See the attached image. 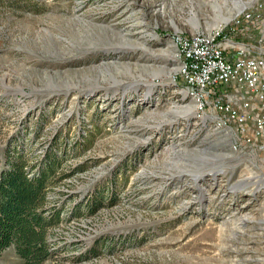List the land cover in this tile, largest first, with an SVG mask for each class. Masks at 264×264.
<instances>
[{"label": "rangeland", "instance_id": "1", "mask_svg": "<svg viewBox=\"0 0 264 264\" xmlns=\"http://www.w3.org/2000/svg\"><path fill=\"white\" fill-rule=\"evenodd\" d=\"M247 6L257 0H0V169L7 148L31 173L55 166L46 206L60 217L41 264H264V130L263 150L244 143L178 80L177 37L225 36ZM259 31L242 37L264 57ZM221 92L234 107L250 98L251 135L255 96ZM22 262L14 244L0 253Z\"/></svg>", "mask_w": 264, "mask_h": 264}, {"label": "built area", "instance_id": "2", "mask_svg": "<svg viewBox=\"0 0 264 264\" xmlns=\"http://www.w3.org/2000/svg\"><path fill=\"white\" fill-rule=\"evenodd\" d=\"M262 11L261 24H254L250 20V13ZM255 26L259 29V35L264 30V0H257V6H247L241 19H234L230 22L224 38L203 39L197 42H186L187 54H195L196 71L190 73L188 79H178L184 82L188 88H200L212 97V108L219 107L223 112V118L230 119L244 136V143L260 140L264 128L260 108L264 104V57L258 51L257 45L245 42L243 34L245 30ZM240 35L237 36V35ZM237 36V37H236ZM262 40L258 39V43ZM231 67V74L224 75V68ZM174 80L175 77H174ZM237 86L238 90L244 88L250 91L258 102V113L253 117V133L246 134L245 123L250 115V98L241 97L242 104L234 107L221 92V88ZM258 148L263 150V143Z\"/></svg>", "mask_w": 264, "mask_h": 264}, {"label": "trees", "instance_id": "3", "mask_svg": "<svg viewBox=\"0 0 264 264\" xmlns=\"http://www.w3.org/2000/svg\"><path fill=\"white\" fill-rule=\"evenodd\" d=\"M0 169V253L14 244L23 264H41L50 255L48 226L60 214L47 208L52 163H44L35 173L26 168L21 154L7 148ZM50 146L46 157L56 155Z\"/></svg>", "mask_w": 264, "mask_h": 264}, {"label": "bare ground", "instance_id": "4", "mask_svg": "<svg viewBox=\"0 0 264 264\" xmlns=\"http://www.w3.org/2000/svg\"><path fill=\"white\" fill-rule=\"evenodd\" d=\"M252 16V13H250V17ZM213 39V38H224V33L221 29H213V31L205 34V33H198L195 36H180L176 39V44L178 45V51H177V57L179 59V74L181 79H188V76L190 73H195L196 71V63H195V54H187V47L186 42H197V40L201 39ZM175 44V45H176ZM231 74V67L230 68H224V75H230ZM188 91H190L191 96L194 99V103L196 106L197 112L204 111L205 107V101L207 97V92L201 91L200 88H188ZM218 111H220L219 107H217ZM264 110V106H263ZM222 112V111H221ZM262 123L264 126V112L261 114ZM264 130V128H263ZM262 130V131H263Z\"/></svg>", "mask_w": 264, "mask_h": 264}, {"label": "water", "instance_id": "5", "mask_svg": "<svg viewBox=\"0 0 264 264\" xmlns=\"http://www.w3.org/2000/svg\"><path fill=\"white\" fill-rule=\"evenodd\" d=\"M121 49H118V48H115V49H111V51L112 52H116V51H120ZM113 59H115V58H113ZM104 60H101L99 63H101V62H103ZM263 159H264V157H263Z\"/></svg>", "mask_w": 264, "mask_h": 264}]
</instances>
